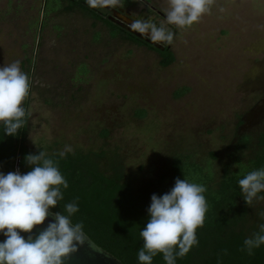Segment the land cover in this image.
<instances>
[{
	"label": "rangeland",
	"instance_id": "obj_1",
	"mask_svg": "<svg viewBox=\"0 0 264 264\" xmlns=\"http://www.w3.org/2000/svg\"><path fill=\"white\" fill-rule=\"evenodd\" d=\"M147 1L166 16L169 0ZM43 4L0 0V66L29 72L28 148L103 153L104 173L116 160L138 185L173 153H214L220 167L239 137L263 130L264 0H211L198 22L172 25L167 68L79 12L44 19Z\"/></svg>",
	"mask_w": 264,
	"mask_h": 264
},
{
	"label": "trees",
	"instance_id": "obj_2",
	"mask_svg": "<svg viewBox=\"0 0 264 264\" xmlns=\"http://www.w3.org/2000/svg\"><path fill=\"white\" fill-rule=\"evenodd\" d=\"M119 4L128 8L135 4V0H119ZM74 12L102 24L111 38L157 53L159 67L167 68L174 62L171 42L160 50L139 40L111 22L94 0H44V19L53 13ZM28 63L30 65L31 61ZM27 76L29 78V72ZM29 97L30 90L22 104L26 117L18 135L7 136L0 128V172L5 174L27 173L31 168L25 157L41 150L26 146ZM143 114L139 112L138 115L142 117ZM106 135L103 132V136ZM57 154L47 153L50 158L58 160L59 170L69 187L62 190L64 199L54 211L63 212L65 204L76 201L79 211L73 216V222L81 223L83 233L122 264H138L137 254L143 244L139 233L148 220L151 196L168 192L177 178L204 185L207 189L204 193L207 202L204 224L196 230L199 243L186 256L177 259V264H264V246L255 249L251 255L243 250L244 240L264 224V213L255 207L264 199H256L247 205L238 185L239 179L247 173L264 167V128L255 141L248 135L239 137L220 167L216 166L214 153L200 159L187 152L173 153L159 173L138 185L125 175L116 160L111 159L112 174L104 173L100 169L103 153L76 150L63 159ZM260 195L264 196V193ZM153 264H165L162 254L154 257Z\"/></svg>",
	"mask_w": 264,
	"mask_h": 264
},
{
	"label": "clouds",
	"instance_id": "obj_3",
	"mask_svg": "<svg viewBox=\"0 0 264 264\" xmlns=\"http://www.w3.org/2000/svg\"><path fill=\"white\" fill-rule=\"evenodd\" d=\"M210 4L211 0H169L165 25L153 29V38L170 43L173 37L168 26L193 25L209 12ZM29 90L20 61L0 66V128L5 135L16 136L23 128L26 110L22 104ZM70 152L66 146L57 155L63 159ZM25 160L31 168L27 173L0 172V235L5 237L0 242V264H64L85 242L83 225L72 219L79 211L78 203L69 202L63 212L54 211L64 199L62 190L69 187L58 160L41 150ZM238 185L247 205L264 199L260 195L264 193V167L247 173ZM206 190L204 185L177 178L168 192L151 196L148 220L139 233L143 244L138 264H153L161 254L165 264H177V259L198 245L196 230L203 227L207 212ZM243 244L249 255L264 246V224Z\"/></svg>",
	"mask_w": 264,
	"mask_h": 264
},
{
	"label": "water",
	"instance_id": "obj_4",
	"mask_svg": "<svg viewBox=\"0 0 264 264\" xmlns=\"http://www.w3.org/2000/svg\"><path fill=\"white\" fill-rule=\"evenodd\" d=\"M102 1H104L106 4L109 3L107 0H102ZM139 2L142 3L140 0H139ZM111 6L113 9L116 8L115 4H112ZM145 8L148 9L147 6H145ZM119 12H122V10H119ZM119 12H117L115 14V17L118 20H121L123 23L128 24L130 27H135V23L131 19H129L127 16L120 15ZM153 15L156 18L159 17V15L154 13V12H153ZM110 21L118 24L121 27H123V24L120 23L119 21H115L112 18H110ZM146 26L148 29L144 30L143 34L145 36L149 37L150 39H145V42L152 45L153 47H155L157 49H160V46L156 43L160 40L153 38L154 26L150 27L149 22L146 24ZM149 27H150V29H149ZM172 27H173L172 25L168 26L169 30H171ZM126 30L129 31L130 33L134 34L136 37L143 38L140 34L132 31L129 28H126ZM45 223H47V221H45ZM40 227H42V226H37V228H40ZM33 231L35 232L36 229L34 228ZM22 235H24L25 238L27 237V234H25V233H22ZM84 237H85V242L83 243V245H81L79 247L77 252L68 256L64 260V264H122L121 261H119L112 254L108 253L107 251L103 250L101 247L96 245L85 233H84ZM4 239H5V237L3 235H0V242H2Z\"/></svg>",
	"mask_w": 264,
	"mask_h": 264
},
{
	"label": "flooded vegetation",
	"instance_id": "obj_5",
	"mask_svg": "<svg viewBox=\"0 0 264 264\" xmlns=\"http://www.w3.org/2000/svg\"><path fill=\"white\" fill-rule=\"evenodd\" d=\"M94 1L100 8H102L105 11L107 18L109 20H110V18H112L115 21H119L120 23H122L123 27H121L118 24L113 22L114 24L118 25L120 28L124 29L128 33H130V32L127 31L126 28H129L132 31L140 34L143 38L136 37L134 34L130 33L134 37H136L139 40H142L144 42H145V39H150L149 37H147L143 34V31L148 29L146 26V24L148 22L150 23V27L154 26V28H159V27L165 25V22H166L165 21L166 16L164 14H162L160 11H157L153 6H151L147 0H140L143 4L140 3L139 0H135V4L131 7H128V8L123 7L119 3H117V4H115L116 5L115 9H113L111 6L113 3L109 2L108 4H106L102 0H94ZM145 6H147L148 9H146ZM119 10H122V12H119ZM117 12H119L120 15L127 16L129 19H131L135 23V27H130L128 24L123 23L121 20H118L115 17V14ZM153 12L158 14L159 17L156 18L153 15ZM150 27H149V29H150ZM156 43L160 46V50H163L168 42L166 40H160Z\"/></svg>",
	"mask_w": 264,
	"mask_h": 264
}]
</instances>
